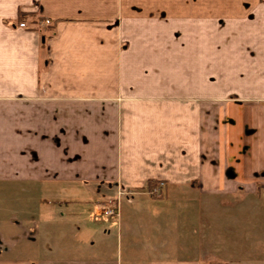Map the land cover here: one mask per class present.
I'll list each match as a JSON object with an SVG mask.
<instances>
[{
  "label": "crops",
  "instance_id": "crops-1",
  "mask_svg": "<svg viewBox=\"0 0 264 264\" xmlns=\"http://www.w3.org/2000/svg\"><path fill=\"white\" fill-rule=\"evenodd\" d=\"M263 203L264 0H0V264H264Z\"/></svg>",
  "mask_w": 264,
  "mask_h": 264
},
{
  "label": "rangeland",
  "instance_id": "rangeland-1",
  "mask_svg": "<svg viewBox=\"0 0 264 264\" xmlns=\"http://www.w3.org/2000/svg\"><path fill=\"white\" fill-rule=\"evenodd\" d=\"M132 195H133V193H131V196ZM69 196H73V198H74V195L72 193H70ZM72 208H74V207H72ZM262 208H263V212H264V203H263V207ZM96 216H97L98 222H95L94 218H91V217H90L89 221L87 220V223H86L87 228L89 230H91V233H93L92 236L89 237L88 239H90L92 241L91 243H94L93 245H97V246H100V245L102 246L105 243H109V242H110L111 245H117V243H118V241H117V233H116L117 226H113V225L110 226L109 229H111V233L109 235H106L103 232L104 227H105L104 222L106 220H111V219L108 218L107 216H104V215H103V217H99V215H96ZM7 217H9V216H7ZM74 226H73V228L76 229L77 227L76 226L74 227ZM17 232H19V230H17ZM106 238H108V239L106 240ZM80 240H82V237L80 238ZM69 241H70L69 244L73 245L74 244L73 242L76 241V240L74 238H70ZM80 243L81 242H78L74 246H77ZM90 245H92V244H90ZM107 246H109V245L107 244ZM109 247H112V246H109Z\"/></svg>",
  "mask_w": 264,
  "mask_h": 264
},
{
  "label": "built area",
  "instance_id": "built-area-1",
  "mask_svg": "<svg viewBox=\"0 0 264 264\" xmlns=\"http://www.w3.org/2000/svg\"><path fill=\"white\" fill-rule=\"evenodd\" d=\"M51 24H52V22L50 20H46L44 22V25H46V26H50ZM20 26L22 28H26V24L25 23H22ZM165 189H166L165 183L159 182L155 186L149 187L146 190V192H147L148 195H150L153 198H161L163 196V194H164ZM118 196H119L120 200L125 199V198L127 200H130L131 193H125L124 191L120 190L119 193H118ZM102 214L104 216L109 217V218H117V219H119L120 218V204L116 203V204H113V205L105 207L103 209Z\"/></svg>",
  "mask_w": 264,
  "mask_h": 264
},
{
  "label": "trees",
  "instance_id": "trees-1",
  "mask_svg": "<svg viewBox=\"0 0 264 264\" xmlns=\"http://www.w3.org/2000/svg\"><path fill=\"white\" fill-rule=\"evenodd\" d=\"M149 185L155 186L156 184L155 183H150Z\"/></svg>",
  "mask_w": 264,
  "mask_h": 264
}]
</instances>
